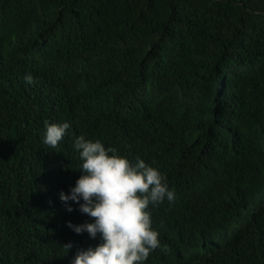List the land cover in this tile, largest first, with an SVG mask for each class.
Wrapping results in <instances>:
<instances>
[{"label":"trees","instance_id":"trees-1","mask_svg":"<svg viewBox=\"0 0 264 264\" xmlns=\"http://www.w3.org/2000/svg\"><path fill=\"white\" fill-rule=\"evenodd\" d=\"M45 121L71 124L55 148ZM81 135L175 189L145 264H264V0H0V264L99 243L59 199Z\"/></svg>","mask_w":264,"mask_h":264},{"label":"clouds","instance_id":"clouds-1","mask_svg":"<svg viewBox=\"0 0 264 264\" xmlns=\"http://www.w3.org/2000/svg\"><path fill=\"white\" fill-rule=\"evenodd\" d=\"M26 84L34 83L31 73L24 76ZM71 124L67 121H45L42 143L55 148ZM79 154L81 175L59 199L71 213L73 204L90 220L80 224L67 222L76 234L99 237L95 246L77 249L70 264H145L150 254L162 248L160 233L153 227L150 208L174 201L176 192L159 168L136 157L133 162L114 147H106L100 139L81 135L74 140ZM69 251L73 243L64 244Z\"/></svg>","mask_w":264,"mask_h":264},{"label":"rangeland","instance_id":"rangeland-1","mask_svg":"<svg viewBox=\"0 0 264 264\" xmlns=\"http://www.w3.org/2000/svg\"><path fill=\"white\" fill-rule=\"evenodd\" d=\"M251 208H252V206L249 208V210H250ZM243 220H244V218H243ZM234 226H236V222H234V223L229 227L228 232L231 231L232 228H233ZM223 234H224V233H223ZM224 235H225V234H224ZM215 238H216V239H221V237L218 236V235H216Z\"/></svg>","mask_w":264,"mask_h":264}]
</instances>
